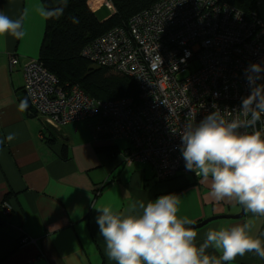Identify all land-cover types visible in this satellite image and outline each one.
<instances>
[{
  "label": "crops",
  "instance_id": "crops-1",
  "mask_svg": "<svg viewBox=\"0 0 264 264\" xmlns=\"http://www.w3.org/2000/svg\"><path fill=\"white\" fill-rule=\"evenodd\" d=\"M50 2L56 5L60 0ZM99 3L96 0L93 8ZM41 5V0H0V11L10 19L28 13L22 39L0 36V264H117L109 259L96 223V208L103 206L126 212L132 203L147 204L173 193L180 200L178 218L187 217L194 224L240 213L241 205L235 202H216L209 195V182L195 173L158 181L149 163L127 165L121 153L128 142L95 138L88 121L47 129L31 105L20 109L26 99L22 69L38 56L44 31L45 18L36 10ZM12 55L18 63L9 70ZM10 134L13 139L8 140ZM106 147L112 152H105ZM5 205L9 210L4 215ZM244 223L264 241V216L244 210L239 218H219L193 228L195 242L203 243L210 230ZM206 254L217 259L221 255L211 247ZM262 262L249 252L221 264Z\"/></svg>",
  "mask_w": 264,
  "mask_h": 264
},
{
  "label": "built area",
  "instance_id": "built-area-1",
  "mask_svg": "<svg viewBox=\"0 0 264 264\" xmlns=\"http://www.w3.org/2000/svg\"><path fill=\"white\" fill-rule=\"evenodd\" d=\"M262 20L221 0H158L81 50L94 65L133 78L136 95L96 99L78 84L60 83L38 58L23 66V91L51 128L84 120L95 138L127 141L124 162L149 163L158 181L193 174L180 151L186 123H199L218 108L226 120L244 123L242 131L264 133V113L249 125L251 112L240 109L251 92L245 69L264 67L263 51L253 42L264 45ZM9 62L17 64L18 57ZM256 83L264 84V73Z\"/></svg>",
  "mask_w": 264,
  "mask_h": 264
},
{
  "label": "clouds",
  "instance_id": "clouds-1",
  "mask_svg": "<svg viewBox=\"0 0 264 264\" xmlns=\"http://www.w3.org/2000/svg\"><path fill=\"white\" fill-rule=\"evenodd\" d=\"M63 7L49 10L37 7L45 19L59 18ZM27 10L19 19H10L0 11V36L5 34L22 39ZM73 23H78L72 17ZM264 73L258 63L245 69V78L251 92L241 101L240 109L251 112V125L264 113V84H257ZM21 100L20 109L27 108ZM246 125L239 120H226L218 108L184 125L180 151L185 168L210 184L209 195L216 201L235 202L246 212L264 216V133L242 131ZM8 140L13 139L10 134ZM180 200L173 193L161 195L145 204L138 201L126 212L112 206L96 208L99 234L106 243L109 259L117 264H221L249 252L264 259V241L251 234L249 223L237 224L219 230H210L203 243L197 245V232L189 225L194 221L178 218ZM264 235V234H261ZM218 250L219 259L206 254L209 248Z\"/></svg>",
  "mask_w": 264,
  "mask_h": 264
},
{
  "label": "trees",
  "instance_id": "trees-1",
  "mask_svg": "<svg viewBox=\"0 0 264 264\" xmlns=\"http://www.w3.org/2000/svg\"><path fill=\"white\" fill-rule=\"evenodd\" d=\"M41 1L49 10L63 7V0L56 5H52L50 0ZM89 1L68 0L67 6L63 8V15H60L58 19L55 17L45 19L37 58L48 71L57 76L60 83L78 84L87 94L96 99L134 96L137 88L133 78L112 72L106 67L94 65L81 55V50L87 43L107 30L125 27L132 15L148 8L158 0H104L103 4L112 12L102 19L97 14V9L101 8V5L94 9L89 5ZM105 1L109 2L110 7L105 4ZM221 1L240 10L247 18H251L256 13L264 20V15L260 14L262 6L259 5V0ZM72 17H76L79 22L73 23ZM15 65H10L9 62L8 69L11 70ZM23 88L24 84H22ZM106 148L105 152L111 153L113 150ZM64 150L65 148L63 153ZM64 155L66 156L65 153ZM194 181L196 182V179ZM2 214L5 215L4 212Z\"/></svg>",
  "mask_w": 264,
  "mask_h": 264
},
{
  "label": "rangeland",
  "instance_id": "rangeland-1",
  "mask_svg": "<svg viewBox=\"0 0 264 264\" xmlns=\"http://www.w3.org/2000/svg\"><path fill=\"white\" fill-rule=\"evenodd\" d=\"M96 2V0H90L89 1V5H91V7H93V5L95 6V3ZM104 2V1H103ZM103 2H100L99 4L101 5V8H98L97 9V14H98V17L100 18V19H102V18H106L108 15H110V13L112 12V10L111 9H109V8H107V6L106 5H104L103 4ZM102 3V4H101ZM259 3H260V5L262 6L261 7V9H260V14H261V16H263L264 15V0H259ZM35 58V57H34ZM37 58V57H36ZM45 126H46V128L47 129H51V127H49L47 124H45ZM103 139H107V140H111V139H109V138H106V137H104ZM112 141V140H111ZM113 142V141H112ZM189 180H190V184H191V178L189 177Z\"/></svg>",
  "mask_w": 264,
  "mask_h": 264
},
{
  "label": "water",
  "instance_id": "water-1",
  "mask_svg": "<svg viewBox=\"0 0 264 264\" xmlns=\"http://www.w3.org/2000/svg\"><path fill=\"white\" fill-rule=\"evenodd\" d=\"M24 93V92H23ZM26 99L24 98V100L28 103V105L30 106V103H29V100L26 96V94L24 93ZM244 214V209L243 207L241 206V212L238 213V214H234V215H217V216H211V217H208V218H205L203 220H201L199 223H196V224H193V225H189L187 227H191V228H196V227H201L202 225L212 221V220H216L218 218H239L241 217L242 215Z\"/></svg>",
  "mask_w": 264,
  "mask_h": 264
},
{
  "label": "bare ground",
  "instance_id": "bare-ground-1",
  "mask_svg": "<svg viewBox=\"0 0 264 264\" xmlns=\"http://www.w3.org/2000/svg\"><path fill=\"white\" fill-rule=\"evenodd\" d=\"M99 1H100V2H103L104 0H99ZM262 25H263V28H264V20H262ZM249 29H250L251 31H253V32L255 31V29H254L253 26H250ZM253 42L256 43L257 47L263 51V55H264V45L259 44L257 40H254ZM225 70H226V68L223 67V71H225ZM218 89H220V88L216 86L215 89H214V91H216V90H218ZM221 98H222V99H225V93H223V94L221 95ZM245 131H249V132H251V131H253V130H252V129H246ZM218 219H219V218H218Z\"/></svg>",
  "mask_w": 264,
  "mask_h": 264
}]
</instances>
